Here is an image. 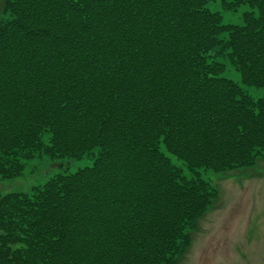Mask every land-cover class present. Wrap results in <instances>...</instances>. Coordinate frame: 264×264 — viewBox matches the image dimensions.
Masks as SVG:
<instances>
[{"label":"trees","instance_id":"obj_1","mask_svg":"<svg viewBox=\"0 0 264 264\" xmlns=\"http://www.w3.org/2000/svg\"><path fill=\"white\" fill-rule=\"evenodd\" d=\"M212 1L0 3V179L92 160L0 196V264H176L217 197L198 170L264 158V0Z\"/></svg>","mask_w":264,"mask_h":264},{"label":"rangeland","instance_id":"obj_2","mask_svg":"<svg viewBox=\"0 0 264 264\" xmlns=\"http://www.w3.org/2000/svg\"><path fill=\"white\" fill-rule=\"evenodd\" d=\"M220 1L213 0L207 7L220 12L223 23L241 25L245 9L224 12ZM223 77L240 82L238 73L229 66ZM246 91L254 99L264 98V88L246 87ZM91 164L89 156L51 159L36 155L26 162L21 177L0 179V196L29 193L56 174L73 173ZM198 173L217 190V197L198 220L191 244L176 264H264V158L233 172L200 169Z\"/></svg>","mask_w":264,"mask_h":264}]
</instances>
